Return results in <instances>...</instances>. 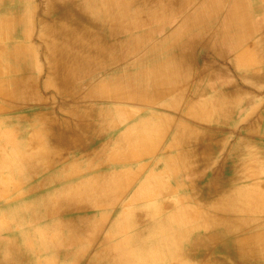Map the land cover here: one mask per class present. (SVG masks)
Returning a JSON list of instances; mask_svg holds the SVG:
<instances>
[{"label": "bare ground", "instance_id": "6f19581e", "mask_svg": "<svg viewBox=\"0 0 264 264\" xmlns=\"http://www.w3.org/2000/svg\"><path fill=\"white\" fill-rule=\"evenodd\" d=\"M203 1L206 13L200 16L202 22L207 14L210 16L213 3L219 7L226 3V0ZM86 3L100 6L97 9L101 14L96 15L92 10L87 12V18L91 24L95 20L105 21L103 34L81 27L69 29L65 23L76 15L63 7L59 9L54 28L41 29L50 65L46 88L54 87L53 96L62 106L60 114L74 120L77 127L70 126L68 120H53L45 111L27 116L25 122L31 127V134L13 148L15 153L13 159L9 158V165L20 166V175L26 173L28 181L31 178L28 175L37 172L28 167L31 163H37L43 168L41 170L49 173L59 166L67 151L80 153L81 157L73 154L72 160H80L88 169L67 175V179L75 177L68 180V197L65 200L59 197L54 203L57 207L66 205L64 227L68 243L72 244L93 242L110 208L125 197L124 206L106 239L108 249L114 252L110 246L116 248L117 264H264V135L261 137V124L259 127L258 122L249 123L253 116L247 111L236 118L237 134L223 128L224 122L249 103L248 87L252 86L255 92L259 89V73L250 72L236 85L205 83L211 80L209 70L214 66V59L223 58V53L221 44L201 41V34H195L193 40L176 47L178 56H174L172 63L177 67L171 68L168 63L172 59H167L159 65L150 64V67L135 71L133 56L141 52L146 54L144 57L156 56L162 49L166 52L169 47L165 45L166 39L158 48L145 46L152 39V32L142 30L149 28L150 23L148 18L139 15L140 11L133 12L134 0H90ZM243 3V0L231 2L212 37L214 42L221 39L222 46H233L230 50L240 59L261 60L264 65V49L259 60L252 55L258 54L255 44L261 39H253L256 43L251 40L253 30L249 32L247 28L250 18ZM222 12L219 10V14ZM28 23H31L29 14L1 20V39L6 40L14 28L25 27ZM124 23L127 35L122 42L120 27ZM95 24L92 26L98 30ZM135 31L142 33L132 36ZM156 34L160 35L159 30L153 35ZM53 37L57 44L51 41ZM218 37L220 39L216 40ZM25 43H30L29 38ZM198 49L203 55L197 60L194 53ZM209 52L214 53V57L209 58ZM249 52L253 53L248 57L252 56L244 58ZM8 57L13 66L1 65L0 77L17 70L14 65H19L23 59L32 64L36 61L29 44L18 46ZM245 66L249 70L256 67L247 62ZM34 68L36 70V64ZM23 71L26 70L15 72L17 78L8 82L11 90L0 86V101L5 106L19 96V84L26 75ZM95 77L98 80L91 84L90 80ZM191 85L196 89L190 90ZM80 87L83 90H77ZM256 107L254 103L250 110L259 108ZM176 119L179 122L166 141L165 133ZM155 122H161L160 127L154 126ZM189 122L197 128L188 125ZM223 134L227 140L220 138ZM37 138L48 143L54 157L48 156V149L44 147L32 152ZM160 146L162 149L157 150ZM91 150L96 151L89 155ZM73 165L72 162L70 168ZM92 165L96 166L94 171ZM136 165L141 171L151 168L141 176L137 169L124 167ZM97 170L103 171L98 173ZM60 178L49 175L53 183H60ZM183 178L190 184L180 189L170 184L176 186ZM177 189L185 195L175 196ZM43 238L47 243L53 241L41 232L36 249L38 246V250L47 248L44 242L43 246L40 244ZM21 241L22 248H30L28 239Z\"/></svg>", "mask_w": 264, "mask_h": 264}, {"label": "rangeland", "instance_id": "374dc122", "mask_svg": "<svg viewBox=\"0 0 264 264\" xmlns=\"http://www.w3.org/2000/svg\"><path fill=\"white\" fill-rule=\"evenodd\" d=\"M89 1L90 0H0V21L4 19H9L11 17L16 18L23 15L27 16L28 14L29 17L31 18L30 24L28 23V25H26L25 27L18 26L14 28L6 40L1 39L0 37V40H2L0 42V46H2L0 49L1 50L0 66L1 65L13 66V62L11 58L8 56L10 52L14 51V49L20 45L24 46L29 44V47L32 50H34V53L36 55V61L34 63L36 64V70L34 68V64L30 63L28 59L27 60L23 59L20 61L19 65L16 64L14 65L15 69L17 70H15L13 73H10L9 75L4 74L2 77H0L1 89L4 90L7 89L6 91H8L11 90V87L8 82L12 79H16L18 76L16 75L15 72H17L18 70H26L23 71L25 72L26 75L23 77V79L19 84V92H20L19 96L16 99L10 100L8 106H5L0 101V107H1L0 109V208H1L0 264H117L118 263L117 252H115L116 248L108 244L112 249L114 248L115 250L114 252H112L110 249H108L106 239H107V235L110 233V230L112 229L116 221V217L118 216L121 207L124 206L123 202L125 197L119 200L113 207L110 208L109 214L107 215L106 220L103 221L102 227L97 232L95 239H93V242H82V243L79 242L72 244L68 243L67 233L64 227V224H66L67 222V218L63 214L66 205L62 204L60 207H57L54 203V202H58L57 200H60L59 197L62 200H65L68 197V192H69L68 189L69 186L67 185V183H69L68 180L75 179V177L74 178L69 177L70 179H67V175L68 176L71 174L74 175L79 172L82 173L86 170L87 166L84 165L82 162H80V160H76L75 162L73 161L74 160L73 154L81 157L80 153L74 152V150L67 151V155H65V158L61 161L59 166L55 167L49 173L45 170H41L43 168L39 167L37 163H31L28 167L31 168L32 170H37V172L36 173L31 172V174L28 175L29 178L31 177L30 179L28 178L29 179L28 181L25 180L26 176L24 175H26V173L24 175H20L21 174L20 166L16 165V163L14 164V166L9 165V158L11 157L13 159V155L15 153L13 152V148L17 145L19 146L31 134V127H29V124L25 122L27 116L45 111L49 113L50 117H52L53 120L55 119L58 120V118L61 120L62 119L68 120L70 121V126L77 127L74 120L72 119L70 120L69 118H66L65 116L60 114L61 112L60 110L62 109V106L61 104H59V100L55 96H53L54 87L50 86L48 87V89L46 88L47 81L50 78V74H49L50 65H49V58L44 46V42L42 40L41 29L43 27L45 28L50 27L51 29H53L60 15L59 9L63 7L65 9H70L72 15L78 16V17L72 16L71 21L68 20L65 23L68 25L69 29L73 30L75 29L74 27H81L87 31L93 30L97 32V34H103L105 31L103 27L105 26L103 25L105 21L103 22L102 20L101 21L95 20V22L93 21L92 24L94 25L95 23H97L95 25L97 28H99L98 30H96L95 27L92 26L90 18H87V12H92V10L95 11L96 15L101 14V11L97 9L100 8V6L88 5L86 2ZM232 1L233 0L230 1L226 0V3H224L226 5L223 4L220 5V7L214 4L213 2L206 1L209 3H213L212 4L213 8L211 10L210 16L209 14H207L208 18L204 17L205 21L202 22L200 16L201 14L205 15L206 13L205 11L206 9L203 6L204 3L203 0H136V1L134 0L133 12L140 11L138 12L139 15L145 16L146 19L148 18L149 20L148 19L147 20L150 23L149 28L146 27L145 29L142 30L144 32L146 31L150 33L152 32V36H151L152 39L149 40L148 44L145 46L149 48L154 45L156 48H158L160 42L163 39L164 40L166 39L167 42L165 45L169 47L167 48L166 52L163 49L162 51L160 50L157 51L156 56L154 54L152 56L144 57L146 55L144 54V52L135 54L136 56L135 55L133 56V61L135 62L133 67L135 71L139 72L145 69V67L146 68L150 67L148 66L150 64L156 66L157 64L158 65L161 64V62H163L164 60L167 61V59L168 60L172 59L171 62L168 63L171 68L177 67L176 63H172L173 61H175L173 60V58L178 56V50H176V47L184 41L193 40L195 34L196 36H198V34H201L200 35V38L202 39L201 41L205 42L211 40L212 44H221L220 50H222L221 52L223 53V58L214 59V66H211L209 70V73L212 76L211 80L205 81V83L210 84L211 82L214 83L216 86L220 84L236 85L239 84V82H241L244 78L249 76L250 72H258L259 73L258 82L260 85L259 89L256 92L252 86L248 87L249 92H246L247 94L246 96L247 98H249V103L245 104L240 109H238L234 113L235 115L232 118L224 122L225 125L223 126L225 127L223 128L225 129V131L231 130L232 132H236L237 134L238 133L237 129L234 128V126L237 124L236 118L242 113L248 111L251 114L250 116H253L250 117L248 122L249 123H253V121L258 122L259 127L261 124V137H263L264 135V98H263L264 97V65L261 64V60L258 62L257 60L248 61V60H242V58L240 59L239 56L234 51L230 50V46H231L230 44L222 46V40L219 37L216 39V40L220 39L217 42L216 41L214 42L215 38L213 39L212 37V35L218 30L219 20L221 21L222 19H224L228 8L231 6L230 4ZM243 2H244L243 6L246 10V14L250 18V21H248L247 24V28L249 32H252L253 30L252 32L253 36H251V40L257 39L256 41H259L261 39V41L257 42V44L259 43L261 44L259 45L255 44L258 54L256 52L254 53L249 52L244 55V58H250L253 55L256 59L259 60V56L262 57L263 55L262 50L264 49L263 47L264 46L263 43L264 42V1L243 0ZM216 7H219L218 10L216 9ZM219 10L223 12L219 14ZM74 17H76V19L73 20ZM59 22H63V21L60 20ZM124 25L125 23L121 25L122 28L120 27V30L123 32L120 38L122 42L123 40H125L127 35L126 32H124ZM198 25H200V27ZM203 25H205V27H203ZM208 28H211V31H209ZM155 30L156 31L159 30L160 35L157 34L153 35L156 32ZM142 31H135L134 33H131V35L137 37V35L138 36L141 35ZM205 31L208 32L205 34ZM256 32L259 33L256 34ZM27 38H29L30 43H25V40ZM51 41L53 42V44L58 43L56 38L54 37L51 38ZM256 41H254V43H256ZM171 42H173V45ZM232 42L233 41L231 40V43ZM250 53L253 54L248 57ZM201 54H202V50L198 49L195 50L194 56L198 60L203 55ZM213 54L214 53L209 52V56H210L209 58L214 57ZM238 59H240V65L238 64ZM131 61L129 64H131ZM246 62L251 65H256V67L254 66L255 67L254 69L249 70L245 66ZM129 64L127 63V65ZM232 68L234 70H232ZM217 74L220 75L217 77ZM97 80L98 77H95L92 80H90V83L94 84ZM191 86L192 87H189L190 90L196 89V86L194 85ZM189 88H187V91H190L188 90ZM77 90L81 91L83 90V88L80 87ZM198 90L200 91L201 89L198 88ZM22 92L23 95L20 96ZM256 97H258V99ZM260 100L261 101L263 100L262 101L263 103ZM254 103L255 106L257 105L256 108L258 107L259 108L255 110L253 109V111H251L250 108H253ZM258 116H260V118ZM140 117H142V115H140ZM178 122L179 120L176 119L172 124L170 123L169 125L170 128H168L167 133H165L166 141L168 137L171 136V134L173 133L174 131L173 127L175 128ZM157 123L158 122H155L153 123V125L156 127H160L159 124L161 122L158 124ZM188 125L192 126L195 129L197 128L193 126L191 122H189ZM7 135H9V137ZM220 138H224L225 140H227L226 134H223L222 136H220ZM34 140L36 141L34 142V150H32V152L36 153L39 147L40 148L44 147L48 149L49 153H51V149L49 148L50 146L48 145V143H46L44 139L37 138ZM166 141L163 142L161 146H164ZM161 146L159 147L160 149L158 148L157 150H161L162 149ZM95 151L96 150H91L89 152V155L93 154ZM49 153H47L48 156L54 157L51 156L52 153L51 154ZM84 155L86 154L83 153V156ZM215 156L216 154H214V157ZM3 160L5 162L4 164H6L5 166L3 164ZM100 160L102 161V159ZM72 162L74 163V165L70 168ZM149 162L150 161H148L147 163ZM136 166L133 167L124 166V167L132 168L131 170L133 171H136L137 169V171L141 176L147 171H150L151 168L149 167L147 170L141 171L140 168ZM95 167L96 166L92 165L91 169L94 171ZM72 169H74V171H72ZM60 170H62V172H60L59 174L58 171ZM97 171L99 173L103 170H97ZM51 174L53 175L54 178L55 176L61 177L59 181L60 183L51 182L49 180V175ZM86 174H84V177L86 176ZM159 177L164 178L162 175H160ZM7 180L10 181L8 182ZM164 180L167 181V179ZM170 184L173 187H175V189L177 187L178 189H180L179 187L186 186L187 184L190 183H188L187 180L183 178V180L178 182L176 186L172 183ZM178 189L175 192V196H178V194L180 197L184 196L185 192H181ZM12 212H14V214L11 216L10 213ZM41 232H43L44 236H46L47 238H52L53 241L52 243L49 242L47 243L44 241L43 238L40 244L41 246H43V242H44V246H47V248L44 247L41 250H38L39 246L37 247V249L35 248V246H36V240L39 234H41ZM21 237L22 239L26 238L29 240L27 244H29L31 249L22 248L24 246H23V242L21 241L22 240ZM31 246L34 247L35 249H32ZM162 264H167V263L163 262Z\"/></svg>", "mask_w": 264, "mask_h": 264}]
</instances>
